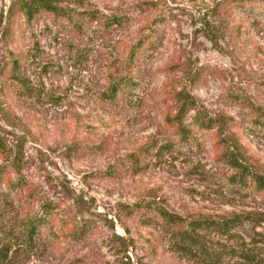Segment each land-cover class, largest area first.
<instances>
[{
	"label": "rangeland",
	"instance_id": "rangeland-1",
	"mask_svg": "<svg viewBox=\"0 0 264 264\" xmlns=\"http://www.w3.org/2000/svg\"><path fill=\"white\" fill-rule=\"evenodd\" d=\"M10 3L0 0V66L9 62L0 72L5 105L0 136L21 152L34 197L9 195L4 207L0 198V219L20 226L44 201L53 207L54 227L91 225L77 240L53 241L46 232L21 264H201L172 249L171 229L163 220L150 214L146 224L129 216L139 199L187 218L264 215V196L232 184L234 170L221 156L237 136L251 169L264 174V131L252 132L253 116L242 103L264 110L263 4L63 0L78 11L114 13L128 21L105 28L92 20L80 28L52 15L30 24L17 17L10 39L5 27ZM152 27L157 41L131 58L132 44ZM12 57L19 59L31 91L10 80ZM127 74L134 75L133 83L109 99L113 76ZM181 89L196 97L205 113L232 123L223 130L195 129L188 143L177 144L165 115L173 112ZM210 236L217 245L237 249L262 245L264 220L247 221L232 238ZM228 264L247 263L238 258Z\"/></svg>",
	"mask_w": 264,
	"mask_h": 264
},
{
	"label": "trees",
	"instance_id": "trees-1",
	"mask_svg": "<svg viewBox=\"0 0 264 264\" xmlns=\"http://www.w3.org/2000/svg\"><path fill=\"white\" fill-rule=\"evenodd\" d=\"M234 6H245L246 4L258 2L264 5V0H228ZM43 14L52 15L54 18L67 20L82 28L86 23L92 20H101L105 28L112 26L126 25V18L121 15L111 13L109 15L98 13L95 10L86 11L65 5L63 0H11L6 9L5 20L6 35L11 39L13 26L17 17L23 18L26 24L32 23V20ZM145 30V29H144ZM142 30L138 39L132 44L129 51L131 58L137 56L151 47L158 39L157 31L154 27ZM11 57V55H10ZM4 61V60H3ZM11 62L9 78L11 81L21 85L26 90L30 83L24 80L21 73V64L16 57L10 58ZM9 62L1 63L0 72H4L5 66ZM111 86L109 87V99H114L122 94L128 86L135 80L134 75L113 76ZM4 92L3 86H0V95ZM175 106L173 112L165 115L166 125L171 129L172 137L178 139V143H188L192 139L193 130H212L219 128L223 130L232 121L224 115L210 116L205 113L204 109L186 89L175 92ZM253 116L251 127L253 133L256 130L264 131V110L256 104L242 101ZM4 101L0 102V108L4 107ZM233 135V134H232ZM233 144L221 154L222 159L234 170L230 175V182L234 185L253 188V190L264 196V174L258 170L251 169L246 155L243 152L242 145L238 137H232ZM0 198L4 205L7 203L9 195L19 193V200L32 196V188H29L23 172V158L21 152L17 149L12 151L6 141L0 136ZM131 158L136 154L131 153ZM137 158L133 160L135 163ZM14 176L11 177L10 173ZM5 184V188H1ZM22 191L26 193L23 196ZM0 206V211H1ZM4 209V208H3ZM53 207L48 202H41L40 206L30 215L20 220V226H8L0 219V264H21L26 262L32 250H34L41 239L50 234V238L56 241L58 237L65 236L68 239L77 240L87 235L91 229L88 222L78 224L75 227L66 229L65 227H54ZM129 216H138L146 224L152 220L151 215L163 220L171 229V247L182 257L190 262L201 264H228L230 260L241 259L247 264H262L261 253H264V241L262 245L252 243L251 246L236 247L228 246L224 243L211 239V234L226 236L227 238L235 237L234 233L237 228H243L247 221L255 225L264 220L262 213L253 214H232L228 216L197 215L195 217H184L179 213L169 211L163 205L149 199L137 200L128 210ZM151 214V215H150ZM60 232L61 234H59ZM59 234V235H58ZM261 250V251H257ZM98 264H110L108 261Z\"/></svg>",
	"mask_w": 264,
	"mask_h": 264
}]
</instances>
